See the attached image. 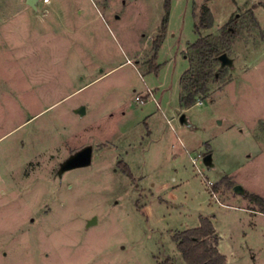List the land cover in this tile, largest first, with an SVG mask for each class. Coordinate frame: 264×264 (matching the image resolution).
<instances>
[{
	"label": "rangeland",
	"instance_id": "rangeland-1",
	"mask_svg": "<svg viewBox=\"0 0 264 264\" xmlns=\"http://www.w3.org/2000/svg\"><path fill=\"white\" fill-rule=\"evenodd\" d=\"M54 2L0 0V264H189L173 236L201 216L226 264H264V215L245 197H264V0H170L156 71L167 0H60L66 23ZM203 4L213 26L197 32ZM199 34L233 64L184 108ZM87 146L90 165L62 169Z\"/></svg>",
	"mask_w": 264,
	"mask_h": 264
},
{
	"label": "trees",
	"instance_id": "trees-1",
	"mask_svg": "<svg viewBox=\"0 0 264 264\" xmlns=\"http://www.w3.org/2000/svg\"><path fill=\"white\" fill-rule=\"evenodd\" d=\"M170 0L166 3V15L163 18L160 34L155 38L153 50L155 52L151 59L153 64L151 70L156 71L158 66L154 59L157 51L164 39L166 33V24L170 13ZM213 15L210 7L203 4L199 16V23L196 25V31L199 28L208 29L213 26ZM222 33L226 36L230 34V21L222 27ZM223 42L219 37L199 34L198 39L189 45L191 54L186 55L189 61L188 69L183 73L180 85V104L187 108L195 104L199 95H206L209 92L208 83L215 77V67L220 64L219 56L226 53L222 46ZM124 172L133 178L128 164H123ZM245 197L259 206V211L264 213V197L255 193H245ZM219 235L209 217H200V226L177 232L173 240L177 243V248L182 253L185 261L189 264H226V257L219 248Z\"/></svg>",
	"mask_w": 264,
	"mask_h": 264
},
{
	"label": "water",
	"instance_id": "water-1",
	"mask_svg": "<svg viewBox=\"0 0 264 264\" xmlns=\"http://www.w3.org/2000/svg\"><path fill=\"white\" fill-rule=\"evenodd\" d=\"M38 0H27V4L30 5L33 9L37 10ZM219 60L221 61L222 66H227V65H232L233 60L227 55V53H223L219 56ZM78 113L80 114H85L86 110L85 107H81L77 110ZM181 123L183 124H189L187 118L185 115H182L181 118ZM92 155H93V148L91 146L84 147L83 149L77 151L74 155H72L64 164L63 170H68V169H73L77 167H83L90 165L92 162ZM204 163L208 166L213 165V156L212 154H208L204 157ZM235 190L238 193H244V188L241 185H236ZM95 219L90 220L89 224L91 225Z\"/></svg>",
	"mask_w": 264,
	"mask_h": 264
},
{
	"label": "crops",
	"instance_id": "crops-1",
	"mask_svg": "<svg viewBox=\"0 0 264 264\" xmlns=\"http://www.w3.org/2000/svg\"><path fill=\"white\" fill-rule=\"evenodd\" d=\"M53 1H55L54 2V4L52 5V9H51V12H54V13H56L57 14V16L60 18V17H62V19H60V20H62V21H64L65 22V20L66 19H69V18H71V13H68L69 11H70V6H68L67 7V9H66V11H67V14H66V16L67 17H64L63 15L61 16V13H66L65 12V10L63 9V7H62V5H61V3H60V0H53ZM102 4V6H103V9L104 10H107L108 9V5H107V3L104 1V2H102L101 3ZM92 8L93 9H95L96 10V12H98L99 11V7L97 6L96 7V4H93L92 5ZM79 9V14H80V17H82V16H84V11L83 10H81L80 8H78ZM77 11V10H76ZM87 14H86V18L88 19V20H90L91 19V17H90V10H87V12H86ZM99 16V15H98ZM98 16L96 15V17L98 18ZM92 17H95V16H92ZM65 19V20H64ZM66 23V22H65ZM181 86V85H180ZM180 91H181V87H180ZM179 98H180V94H179ZM155 100V99H154ZM145 102H146V100H145ZM180 106H181V104H180ZM212 156H213V153H212ZM215 163H214V159H213V165H214ZM253 212H255V211H253ZM256 213H260V214H262V215H264V213H262V212H256ZM218 248H219V245H218ZM220 250V249H219Z\"/></svg>",
	"mask_w": 264,
	"mask_h": 264
},
{
	"label": "built area",
	"instance_id": "built-area-1",
	"mask_svg": "<svg viewBox=\"0 0 264 264\" xmlns=\"http://www.w3.org/2000/svg\"><path fill=\"white\" fill-rule=\"evenodd\" d=\"M49 0H44V2H48ZM152 90L150 89L149 91H148V94H146V95H152ZM145 95V96H146ZM145 96H143V95H138L137 97H136V101L137 102H139L140 104H144L145 103V100L143 99ZM199 104H202V102H199ZM212 184V183H211ZM214 193V192H213Z\"/></svg>",
	"mask_w": 264,
	"mask_h": 264
}]
</instances>
